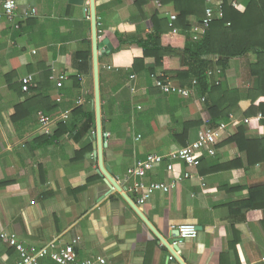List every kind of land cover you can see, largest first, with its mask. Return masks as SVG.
I'll return each mask as SVG.
<instances>
[{"label":"crops","instance_id":"0c3cea01","mask_svg":"<svg viewBox=\"0 0 264 264\" xmlns=\"http://www.w3.org/2000/svg\"><path fill=\"white\" fill-rule=\"evenodd\" d=\"M221 1L212 0L209 5L215 7ZM96 7L99 42L108 40L112 45L99 58L102 118L108 135L104 163L134 200L129 192L133 182L129 168L149 155H167L179 147L169 134L180 127L173 116L206 117L200 103L192 113L185 104L171 102L179 95L147 94L154 85L147 74L124 79L123 72L131 70L134 59L142 55L133 42L150 31L148 23L137 15L133 0H96ZM87 8L89 0L83 6L70 0H19L21 28L16 30L4 16L0 0V232L16 234L26 247H41L53 240L64 245L80 238L75 247L80 260L103 257L106 264H180L121 193L110 190L98 174L94 135L67 134L58 142H31L53 136L60 123L74 121L71 114L77 107L86 104L88 110L95 111V101H89L94 81ZM156 10L151 3L147 16ZM89 50L87 63L76 60L77 53ZM249 57L251 64L257 62L255 55ZM153 64L154 59L146 60L147 68ZM48 75L50 96L59 105L49 116L55 120L50 134L42 131L38 112L32 121H12L15 106L25 100L14 86L18 89L28 76L33 85L46 84ZM227 75L231 86L243 93L252 84L245 60L231 61ZM61 76L67 80L58 87ZM75 76L80 91L73 87ZM260 102L264 98L256 104ZM142 112L147 122L142 120ZM235 115L244 118L240 110ZM240 124L230 125L223 141L233 136ZM246 128L247 136L264 137V123L254 122ZM148 130L156 142H142ZM201 131L192 129L190 142L197 140ZM252 152L249 158L238 145L220 142L215 155L204 152L197 158L191 179L168 193H155L138 206L164 240L175 241L185 264H262L263 148L252 147ZM165 169L162 165L150 171L146 182L167 181ZM184 223L200 227L196 239H179L177 228ZM18 260L14 249L0 246V264ZM40 264L55 263L44 259Z\"/></svg>","mask_w":264,"mask_h":264},{"label":"trees","instance_id":"16d2710c","mask_svg":"<svg viewBox=\"0 0 264 264\" xmlns=\"http://www.w3.org/2000/svg\"><path fill=\"white\" fill-rule=\"evenodd\" d=\"M234 0H222L216 9L221 8L223 18H217L207 29L206 33L198 40L193 38V30L202 25L206 9L210 6L208 0H162L164 9L156 10L149 18L146 8L155 0H133V6L137 15L150 27L148 33L137 37L133 42L142 50V55L134 59L132 69L123 72L124 79L129 80L133 75L163 73L182 87L192 86L197 81L196 97L172 98V103H183L194 113L197 104L201 105L204 118L194 119L185 115L173 116V121L179 128H172L169 132L171 140L177 142L172 152L187 146L192 129L206 127L217 129L221 122H228L230 114L238 110L244 118L254 117L264 112V102L256 104L264 98V0H236L238 7L232 6ZM214 6V5H213ZM169 8L171 11H167ZM168 13L176 15L174 27H170ZM175 29L177 32H175ZM145 31V29H144ZM126 44L127 42H122ZM91 46L90 42H87ZM257 57L255 64L250 63V55ZM91 50L85 53H77L80 62H88ZM154 59L152 68H147L146 60ZM245 60L248 76L252 80L245 93L237 87L231 86L227 71L230 62ZM220 70L219 74L208 75L210 71ZM75 76L73 87L80 91V82ZM153 81V80H152ZM46 84H34L29 92H23L22 83L16 90H20L25 100L15 106V114L12 117L14 123L33 120V114L43 113L54 115L59 108L57 102L50 96L52 87L47 76ZM149 95L163 94L154 85L149 86ZM49 90V91H48ZM204 102H199L201 98ZM93 95L90 97V102ZM102 103V98H101ZM86 105V104H85ZM77 107L71 114L74 121L60 123L53 136L39 137L31 142H58L65 135L90 134L96 131L95 111L88 110V106ZM190 107V108H189ZM92 108V107H89ZM103 116V108H102ZM51 118V117H50ZM145 122L144 112L141 114ZM146 127L148 126L147 123ZM148 129V128H147ZM103 132L107 129L103 120ZM141 137V136H140ZM44 139L43 141H41ZM108 141V138H107ZM142 142H156L152 139V131L148 130ZM222 142H230L238 145L240 151H244L249 158L253 156L252 147L263 148L264 137L247 136L246 125L241 123L236 133ZM218 145L216 146V148Z\"/></svg>","mask_w":264,"mask_h":264},{"label":"built area","instance_id":"2783aa9c","mask_svg":"<svg viewBox=\"0 0 264 264\" xmlns=\"http://www.w3.org/2000/svg\"><path fill=\"white\" fill-rule=\"evenodd\" d=\"M209 3L212 0H208ZM219 2L216 6H219ZM157 9H164L162 0H155ZM233 7H238L236 0L232 1ZM19 0H3V14L7 18L9 24L16 30H20L21 25L18 20ZM28 16V15H27ZM170 17L169 26L174 27L176 21V15L168 13ZM223 18V12L221 8L209 6L206 9L205 17L202 25L196 26L193 30L194 40H198L200 36L206 33V29L217 19ZM175 32L177 30L175 29ZM221 71H210L208 75H217ZM132 79H136L133 75ZM151 79L154 82V86L159 89L165 95H179L184 98L196 97L197 81L192 82V86L182 87L163 73H155L151 75ZM67 80V77L61 76L57 80V86L62 87L63 83ZM33 86V78L28 76L22 81L23 92H29ZM202 97L199 102H204ZM79 104L82 100H79ZM41 129L44 133L50 134V128L53 126L55 120L40 113ZM243 123L245 125H251L252 123H264V112L258 113L254 117L242 118L239 120L235 114H230L228 122H221L217 129H211L206 127L201 131L197 140L190 142L185 147H181L178 150L171 152L167 155L153 154L147 156L143 160H138L133 167L129 168L128 175L133 179L132 185L129 188V192L135 196L133 200L137 206L144 205L155 193L162 192L168 193L170 190L185 180H189L193 177L190 170L197 165V158L204 152L210 155L216 154V146L223 141V138L228 131V128L232 124ZM96 131L93 132V135ZM108 138V135L106 134ZM138 136L137 140H140ZM162 165L166 166V174L168 175L167 181H152L146 182V178L150 171ZM183 168L185 169L183 171ZM179 239L193 240L198 236V229L195 224L184 223L178 226ZM80 238L74 241L61 244L59 240H53L44 246L26 247L19 242L17 235L14 233L0 232V246L4 245L8 248H12L18 254L19 260L12 264H40L41 260L50 259L55 264H106V259L103 257H92L85 260H80L76 252V245L79 243ZM262 264H264V257L262 258Z\"/></svg>","mask_w":264,"mask_h":264},{"label":"water","instance_id":"95a60500","mask_svg":"<svg viewBox=\"0 0 264 264\" xmlns=\"http://www.w3.org/2000/svg\"><path fill=\"white\" fill-rule=\"evenodd\" d=\"M70 2L77 6H83L85 0H70ZM86 16L90 17L92 26V50H93V81H94V103H95V116H96V134L95 139V156L99 163L98 174L104 177L105 182L108 184L110 190H116L121 193L124 200L133 208L143 222L154 232L160 242L168 249L171 256H173L180 264H185L177 254V247L174 246V240L166 241L160 234L155 230L145 214L134 201L124 192L123 188L118 184L116 178L112 175L111 168L104 163V148L107 147L106 133L103 132V118H102V103H101V85H100V68L99 58L104 52H109L112 49V45L108 40L99 42V31H98V18H97V7L96 0H89V8L84 10ZM200 230V227H197ZM179 232L177 230V234ZM174 246V247H172Z\"/></svg>","mask_w":264,"mask_h":264},{"label":"rangeland","instance_id":"374dc122","mask_svg":"<svg viewBox=\"0 0 264 264\" xmlns=\"http://www.w3.org/2000/svg\"><path fill=\"white\" fill-rule=\"evenodd\" d=\"M92 93H93L92 95H93V97H94V92L92 91ZM93 100H94V98H93Z\"/></svg>","mask_w":264,"mask_h":264}]
</instances>
